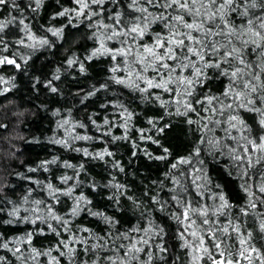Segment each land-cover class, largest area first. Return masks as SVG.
<instances>
[{
  "label": "snow or ice",
  "instance_id": "snow-or-ice-1",
  "mask_svg": "<svg viewBox=\"0 0 264 264\" xmlns=\"http://www.w3.org/2000/svg\"><path fill=\"white\" fill-rule=\"evenodd\" d=\"M56 2L59 10L49 17L47 27L41 26L44 34L37 35L31 21L45 7V0H0V66L22 70L31 55H21V48L32 52L52 48L49 36L62 41L66 29L86 26L94 47L86 55L66 56V68L86 76L88 65L100 57L109 59L111 66L105 81L83 93L81 104L119 86L163 112L147 119L153 130L149 135L143 128L134 129L132 122L139 114L117 96L100 106L105 111L116 109L111 113L115 119L105 116L98 123L97 113L87 117L88 124L63 119L58 126L72 131L52 143L123 173V164L105 138L113 144L129 141L135 157L139 145L130 136L135 130L139 140L160 149L159 155L143 149L144 155L165 162L167 168L140 197L129 195L132 190L115 176L102 185L112 190L106 199L113 213L121 210V199L140 210L144 224L123 230L107 206L93 210V201L78 191L87 187L95 192L100 186L95 179L87 183L81 179L89 175L83 163L53 157L27 169L48 172L57 164L71 169L72 175L56 178L58 183L17 173L35 187L15 200L7 195L12 186L0 177V225L31 226L13 236L0 231V252L4 253L0 264H264V0ZM60 19L66 23H51ZM13 27L18 30L14 40L9 38ZM60 80L61 67H57L44 87L59 94L56 82ZM212 81L222 82V90L212 91L208 87ZM9 83L10 79L0 76V86ZM8 91L3 87L0 95ZM173 116L184 118L192 133L191 149L185 155H174L159 139L171 128ZM89 124L98 136L87 134ZM77 128L84 129V134ZM113 129H123L122 135H114ZM88 141L105 147L90 151L75 146ZM212 161L236 181L242 199H231L225 186L214 181L208 169ZM153 187L158 190L153 192ZM62 198L71 202L66 210L58 207ZM156 213L175 223L174 244ZM82 215L99 220L104 227L95 230L76 224ZM49 237L54 242L48 240L45 245L42 241Z\"/></svg>",
  "mask_w": 264,
  "mask_h": 264
},
{
  "label": "trees",
  "instance_id": "trees-1",
  "mask_svg": "<svg viewBox=\"0 0 264 264\" xmlns=\"http://www.w3.org/2000/svg\"><path fill=\"white\" fill-rule=\"evenodd\" d=\"M85 33L86 32H82L77 41L80 40L81 43L84 42L83 39L85 38ZM72 37L73 35L67 34L66 39L62 41L57 40L56 38L51 39L54 43L52 48H38L34 52L29 49L21 48L20 52L21 55L30 54L31 58L39 55V57L45 59L44 64L47 65L44 66L41 63L42 65L39 64V68L36 70V73L40 76V78L47 76L50 68L52 69V73H54L57 67H61V76L63 77L65 83L71 86L73 90L80 91L84 88L90 89L91 85L96 84L97 82L105 81L109 75L107 72H104V70L96 67V59L88 65V74L86 76L80 75L78 71L66 68L65 57L70 53V49L75 43V40H73ZM40 85L41 83H30L27 87H18V89L15 87H9L8 92L0 95V125L6 126L0 128V177H3L4 182L12 186V188L7 192V195L10 199L14 200L25 195V192L22 190V185L27 181L26 179L18 177L16 174L23 173L26 177L35 174L27 171L30 167L25 168L27 167L25 164L26 161L34 162L31 167H36L41 161L50 160L53 157L61 156L59 157V160L60 162H63L66 158H72L75 155L63 146L52 143L53 139L66 137L70 131H47L45 123L51 109V98L49 91L47 92L42 89V86ZM208 87L211 88L212 91L216 92L222 90L223 83L219 81H212L209 83ZM112 92L116 96H119L127 101L135 100L139 104H149L141 101L135 94H130L128 90L119 88V86L114 87ZM90 101V99L87 100L84 108L82 107L83 109H80L82 114L86 112V109L88 110ZM107 116L111 119L109 115ZM104 117L105 115H101L100 117L95 118L98 123H101ZM148 118L149 117L146 118V123ZM171 125V128L163 136L159 137V139L163 142L164 138L167 136L164 140L166 141L165 143L167 147L173 150L176 145L181 144L182 146L183 143L185 144V141L187 144L189 143V140L192 141L193 137L192 133L188 130V125L183 126L182 124H179L175 117L171 119ZM80 130L81 131L79 133L83 134L81 133L83 130ZM83 132H85V130ZM121 133H123V129H121ZM148 134L151 135L152 132ZM174 134H177L180 137L173 144L172 139ZM130 136L131 138H136L138 137V133L133 130L130 133ZM106 140L109 141L108 145L113 144L110 142V138L106 137ZM140 141V153H138L135 157H133V155L131 157H127L128 160L130 159V161H132L131 164L127 166L128 162L126 161V158L123 162L121 161L125 168V172L123 173H118L117 171L110 169L103 161L89 160L84 157L80 158V163L85 165L89 174L88 177L82 176L81 179L84 180L85 183H87L89 179H95L100 186L97 187L95 192L91 191L87 187L79 189L78 191H84L93 202L106 195H110L112 190L102 187V185L108 183L111 175L115 176L116 180H118L121 184L128 187L136 186L134 192L138 195V197H140L142 193H137L136 190L141 191V188L145 186L144 184L149 183L145 181V183L141 184L140 179H144L147 176H153L157 171L159 172L160 170H165L167 168L166 163L163 161H159L158 165H153V167H150L149 164L145 163L142 159V150L147 149L148 152H152L154 144L148 141ZM114 144L117 145L116 149H118L119 152L123 151L125 153L129 151L124 140L116 141ZM177 149L178 147H175L173 151ZM12 153H14V156ZM125 163L126 166L124 165ZM211 163L216 166L214 161ZM54 167L61 168L60 164H57L51 165L49 169ZM216 168L220 169L216 177L224 180L223 166ZM53 183H58V180H55ZM243 195L244 194L242 193V197ZM62 200L63 204L58 206L59 208L66 210L67 207L71 206L70 200L67 198H62ZM96 210H105V208L103 206L96 208ZM116 215L118 216L117 213ZM82 216L85 217L86 215ZM119 217L121 218V216ZM24 226H26L24 230H19L21 225L6 227L7 231H10L11 236H13L19 235L21 232L26 231L31 227L30 225ZM165 230L170 233L168 239L174 244L176 225L167 226Z\"/></svg>",
  "mask_w": 264,
  "mask_h": 264
},
{
  "label": "rangeland",
  "instance_id": "rangeland-1",
  "mask_svg": "<svg viewBox=\"0 0 264 264\" xmlns=\"http://www.w3.org/2000/svg\"><path fill=\"white\" fill-rule=\"evenodd\" d=\"M61 3H64L67 5V0H61ZM58 5L56 0H45V7L41 10L40 14L35 18V20H32V26H33V31L37 33V35H43L44 33L41 31V26L43 27H47L49 25V17L56 11H58ZM7 10H5V14H6ZM51 23L59 26L62 23H66L65 20L60 19L57 21H52ZM11 32L13 33L9 38L10 39H16L18 37V30L13 27L11 29ZM82 32H86L85 34V38L83 39L84 42L81 43L80 40L77 41V39L79 38L80 34ZM73 35L72 39L75 40V43L73 45V47H71L70 49V53L67 54V56L71 55L72 53H76L78 55H86L87 52L89 50H91L92 47H94V43L93 41H91L90 39H88V37L91 35V32L89 31V29L86 26H81L78 30L76 29H66V35ZM49 39H53V37L49 36ZM11 51H15V49H11ZM36 61V62H35ZM38 62V63H37ZM45 59L41 58L38 56H35L31 59L28 60V63L26 65L22 64L21 68L22 70H17L15 67L8 65V66H0V76L5 77L6 79H10V83L8 85L5 86H0V91H2L3 87H15L18 89V87H27L28 84L30 83H34V84H38L37 80H39L41 83L40 86H42V89L46 90L48 92V90L44 87V84L46 83V81L48 79L51 78V76L53 75L52 73V69L50 68V70L48 71L47 76H45L44 78H40V76L36 73V70L39 68V64L40 65H47L44 64ZM36 63V64H35ZM42 63V64H41ZM96 67L99 69L104 70V72H107V74L109 75L108 69L111 66V61L105 57H100L98 59H96ZM56 86L60 89L59 94H53L50 93V98H51V103H50V113L49 116L46 118V129L48 132H53V131H61V130H65L64 128H60L58 125L59 123L63 120V119H70L73 122L76 121H82L86 124H88V120L87 117L89 115H92L93 113H97L98 115L96 117H100L101 115H109L111 117V119H115L114 116L111 115V113L115 112L116 109L113 108H109L107 111L101 109V105L106 103L109 99H114L115 97H117L115 94H113L112 90L110 92H101L98 93L96 96H93L91 98H89L91 101L89 103V108L88 110L86 109V112L84 114H82L80 109H83L86 101L89 100H85L83 104H81V100L83 99V93L87 92L89 89L88 88H84L83 90H80L81 95L77 96L76 93L78 91L73 90V88L69 85H67L63 79V77L61 76V80L56 82ZM122 103H125L126 106H128L130 108V110H135V112H137L139 115L137 117L134 118L133 120V125H134V129L136 128H143L145 129L148 133H151L153 130L150 129V126L145 122L147 117H151V116H158L160 115L163 110L159 109L158 105L156 104H139L138 102H136L135 100H124L122 98H120ZM83 107V108H82ZM57 110H59V113L57 114ZM69 111L71 112V116L68 115ZM175 117L179 124H182L183 126L187 125L184 121V118L182 117H177V116H173ZM173 117H171L170 119H172ZM168 122V119L166 118V121ZM184 128V127H183ZM67 130L72 131V129L69 127ZM84 131V129H82ZM80 129H76V132H80ZM81 132L84 134V132ZM87 134L92 135L94 137L98 136L99 134L97 133V131L89 124L88 130H87ZM113 134L114 135H122L121 133V129H113ZM168 135V134H167ZM167 137V136H166ZM166 137L164 138V140L166 139ZM180 136H178L177 134H174V137L172 139V143L174 144V142H176L179 139ZM106 139V138H105ZM132 140H135L138 145L140 146L139 143V138H133ZM139 140V141H138ZM163 140V144L167 147L166 145V141ZM126 143V147L129 149L128 152H123V151H118L117 145L116 144H111L108 145L109 149L111 151H113L114 153H116V159L120 160L123 162V160L129 156H132V153L134 151L132 144L129 141H124ZM141 142V141H140ZM191 141L189 140L190 144ZM185 141V144L183 143V145H176L175 147H178L177 150L173 151L175 149L172 150L174 155H184L187 151H189L191 149V144L188 145ZM76 147H88L90 151H100L101 149H103L105 147V144L100 143L98 141H88V142H77ZM153 150H152V154L153 155H159L160 154V149L154 145L153 146ZM140 149V148H139ZM137 151V154L140 153V151ZM188 149V150H187ZM68 151L74 153L75 155L72 158H66L64 161H68L70 163L73 164H79L80 163V158H82L83 156L80 153L77 152H73L72 150L67 149ZM143 155V161L147 164L150 165V167H153V165H158L159 160H152L149 159L147 156ZM61 157V156H59ZM108 159V158H106ZM125 159V160H126ZM34 161V160H33ZM127 166H129L131 164L132 161H130V159L126 160ZM25 164L27 165V167H31L34 162H25ZM126 166V163L124 164ZM217 166H214V164L209 163L208 165V169H209V174L214 178V181L216 183H220L223 184L225 186V191L229 194V197L231 199H235V198H240L242 199V192L239 191L237 183L235 180H232L230 178L227 177V175L224 173L223 177L224 180L222 179H218V177H216L218 175V172L220 169L216 168ZM166 171L165 170H160L159 172L157 171L156 173H154L153 176H147L144 179H140V183L143 184L145 183V181L149 182L148 184H144L145 186H143V188H141L140 190H136L137 193H143L148 187H152L151 185V181L154 180H159L162 178V174L163 172ZM72 175V170L71 169H65L61 166V168H50L48 172H44L42 171H38L35 174L30 175L29 177H31L33 180H39V181H44L47 182L48 180H52V182H54L55 180H57L56 178L62 176V175ZM118 181V180H117ZM119 182V181H118ZM120 183V182H119ZM29 187H35V185H32L28 182V180L22 185V190L23 192L26 193L27 189ZM136 186H132L129 187L132 191L129 192V195L135 194L134 190ZM158 189L153 187V192L157 191ZM35 195V194H34ZM111 195V194H110ZM162 196L166 197L165 193L161 194ZM108 195L100 198L97 201L93 202V210H96V208H100L103 207L105 208V206H107V211L109 215H113L115 214L116 218L119 219L121 221V230L123 229H127L133 226H136L137 224H144V220L141 219L140 217V210H137L136 207L130 202V201H126L124 199H121V205L122 208L120 211L113 213L112 210V206H111V202L108 201L106 199ZM138 197V195H136ZM140 196V195H139ZM116 213L118 214V216L116 215ZM157 217V222L158 223H162L163 226L165 227V229L167 228V226H173L175 225V223L170 220V219H163L161 214L156 213L155 214ZM121 216V218L119 217ZM119 217V218H118ZM76 224H80L83 226H87L90 228H93L95 230H99L101 228L104 227V225L97 219L93 218V217H88V216H82L80 218H78L75 221ZM20 226V225H19ZM26 228V226L21 225V227H19V230H24ZM0 231H6V234L11 236V232L7 231V227L6 226H2L0 225ZM48 240H53L54 242V237H49L48 239L43 240L42 242L47 245L48 244ZM258 247L260 246L259 244L257 245ZM0 254H4L2 252H0Z\"/></svg>",
  "mask_w": 264,
  "mask_h": 264
}]
</instances>
